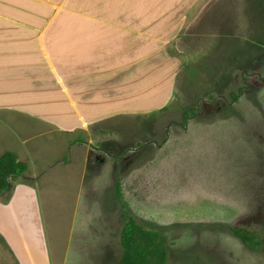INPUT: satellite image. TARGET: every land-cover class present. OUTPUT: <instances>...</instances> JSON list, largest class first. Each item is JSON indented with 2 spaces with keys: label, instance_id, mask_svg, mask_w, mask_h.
Wrapping results in <instances>:
<instances>
[{
  "label": "rangeland",
  "instance_id": "obj_1",
  "mask_svg": "<svg viewBox=\"0 0 264 264\" xmlns=\"http://www.w3.org/2000/svg\"><path fill=\"white\" fill-rule=\"evenodd\" d=\"M194 11L168 46L182 65L166 108L105 120L72 136V149L52 135L20 145L0 127V154L18 150L32 177L13 182L11 197L19 181L32 189L19 208L0 197V264H20L21 249L47 264H116L117 178L129 213L166 236L167 264H264V0H201ZM230 226L255 230L262 247Z\"/></svg>",
  "mask_w": 264,
  "mask_h": 264
},
{
  "label": "crops",
  "instance_id": "obj_2",
  "mask_svg": "<svg viewBox=\"0 0 264 264\" xmlns=\"http://www.w3.org/2000/svg\"><path fill=\"white\" fill-rule=\"evenodd\" d=\"M199 2L0 0V127L8 139L25 146L59 136L72 149V136L105 120L164 108L182 65L168 46ZM27 185L16 183L10 205L32 197ZM20 254V264H47Z\"/></svg>",
  "mask_w": 264,
  "mask_h": 264
},
{
  "label": "trees",
  "instance_id": "obj_3",
  "mask_svg": "<svg viewBox=\"0 0 264 264\" xmlns=\"http://www.w3.org/2000/svg\"><path fill=\"white\" fill-rule=\"evenodd\" d=\"M246 86L231 92L228 103L237 101ZM195 113L194 107L187 106L183 111L181 123L186 126ZM28 170V162L21 159L14 150H6L0 154V197L3 196L6 201L10 200L13 182L17 178H21L23 182H31L32 177L26 175ZM9 182L12 184L11 188H8ZM122 189V182L117 178L114 186L115 197L121 205L125 218L120 232L122 252L116 264H167L169 248L166 236L160 230L144 226L129 213ZM229 230L252 249L259 250L263 245L260 235L247 226H230ZM1 238L2 236L0 240Z\"/></svg>",
  "mask_w": 264,
  "mask_h": 264
},
{
  "label": "water",
  "instance_id": "obj_4",
  "mask_svg": "<svg viewBox=\"0 0 264 264\" xmlns=\"http://www.w3.org/2000/svg\"><path fill=\"white\" fill-rule=\"evenodd\" d=\"M11 185H12L11 182H9V183H8V188H11Z\"/></svg>",
  "mask_w": 264,
  "mask_h": 264
}]
</instances>
